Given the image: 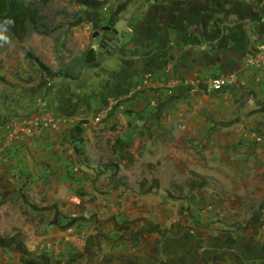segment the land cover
<instances>
[{
	"label": "crops",
	"instance_id": "0c3cea01",
	"mask_svg": "<svg viewBox=\"0 0 264 264\" xmlns=\"http://www.w3.org/2000/svg\"><path fill=\"white\" fill-rule=\"evenodd\" d=\"M91 1L87 21L110 40L94 48L99 66L77 81L41 76L20 105L14 102L28 107L15 118L28 115L29 127L1 148L12 127L0 126V178L30 204L78 195L105 205L89 215L60 209L44 235L25 226L5 237L1 229L0 264L38 257L41 264H264V185L249 192L243 210L228 203L230 194L244 193L243 180L257 184L252 172H264V0ZM144 73L156 87L142 82ZM212 78L231 83L212 91ZM173 79L190 85L167 93ZM101 107L109 109L101 126L120 134L118 153L143 157V192H117L126 187L110 184L103 157L92 159L65 136ZM42 110L51 116L43 118ZM209 177L216 179L212 192L227 191V202L221 194L206 199L201 190Z\"/></svg>",
	"mask_w": 264,
	"mask_h": 264
},
{
	"label": "rangeland",
	"instance_id": "374dc122",
	"mask_svg": "<svg viewBox=\"0 0 264 264\" xmlns=\"http://www.w3.org/2000/svg\"><path fill=\"white\" fill-rule=\"evenodd\" d=\"M26 1L36 10V14L34 16L33 25H31V23L29 24L27 31L23 34L22 40L11 36L0 25V33L9 37V42L7 43L0 41V126L12 127L13 124L22 123L29 117L25 115L15 118L19 112L24 113L26 111V109L24 111H19L18 105L20 104L18 101L21 98L24 99V97L29 96L28 89L30 86H39L43 82L41 79L46 78L45 74L39 72L35 64L26 58V51H30L38 56L41 61L53 71L74 66L72 69L73 72H76L80 70L79 65L75 64L76 59H78L86 49L89 47H96L98 49V45L103 46L107 44L106 42H109L107 39H104V42L102 38L104 32L99 26L93 28L87 21L89 14H85V11L87 10V5L91 4V0ZM122 18L121 14H119L116 23L119 29L125 26V21ZM95 32L97 35L96 40L94 39ZM84 71L85 70H83V73ZM14 102H17L18 105H14ZM222 102H218L220 106H222ZM5 105L10 108H4L7 107ZM21 106L23 107V105ZM197 106H200V104ZM37 108H35V111L39 110ZM7 109H9V111ZM220 109L222 108L220 107ZM223 110H225V108L222 109V111ZM14 111L15 113H13ZM49 115L51 116V113L47 110H42L40 112V116L42 117L47 116V118H49ZM4 118H6V120L1 121V119ZM106 118L107 117L104 119ZM86 121L87 124L84 125V128L87 129V132L84 137V142L79 145L80 148L86 151L94 160H97L100 154L105 160V163L117 165V170H115L113 179L117 181L118 184L124 183L125 185L121 186L126 187L124 190L121 189L118 191L117 189V192L123 193L125 190L134 193L143 192L145 189L137 185L143 178L144 169L146 168L143 160H141L143 157L137 159L126 154L125 156H121V154L118 153V148L114 147L113 144L115 137L120 135L118 130L115 129V127H112V129L102 127L100 124L102 120L95 122L94 117ZM219 121L221 122V120ZM261 125L262 123H260V126ZM236 143L239 144L238 142ZM194 145L201 151V144L199 145V142ZM96 150L98 152H96ZM239 158L241 162L247 161V159L251 158V153ZM214 162H216V159ZM251 162H253V160ZM148 166L150 168L152 164ZM153 171L154 169H149L148 174L152 175ZM109 176L110 175L107 174V179ZM251 178L256 179L257 184L252 187L249 183L251 180H243L242 189H244V193L242 195H238L237 192L230 194V197L234 198V202L228 201L229 204H233V206L237 205L238 209L243 210L242 206L246 203L245 199H249L247 196L249 192L253 188H256L257 191L260 190L259 185H264L260 166L257 171L251 173ZM208 180L209 185H207V188L201 190V192L206 195V199L217 200V195L221 194L224 199L223 202H227L226 196H229L227 191L220 190L219 188L215 193L212 192L215 190L213 187V180L216 179L209 177ZM5 181V177L0 178V230H4L3 235L5 237H8L7 233L23 231L25 226L28 232H31V235H44L48 233L46 229L48 224L46 223L50 221L51 216L57 211L59 212L60 209V213L63 215L71 216L73 213L76 214L82 210L86 211L89 215V213L97 210V207L105 205L102 204V200H97L96 197L84 201L79 198L78 195L75 196L79 200L78 203L74 202L72 199L66 201L54 200V202H51L52 200L50 199L46 200L44 205L30 204L28 200L24 198L21 189L12 188V184ZM14 189L15 191L11 192ZM171 189L173 190L174 188ZM175 192L178 193V190ZM121 193L117 194L118 198L122 195ZM197 194H199V192H197ZM225 194L227 195L225 196ZM259 195L261 196L263 193H259ZM120 205L121 203L119 201L117 206ZM229 206L231 209L232 205ZM44 207H48L50 210L52 209L51 213H44ZM21 235L23 236L22 233ZM3 254L6 257L7 254Z\"/></svg>",
	"mask_w": 264,
	"mask_h": 264
},
{
	"label": "trees",
	"instance_id": "16d2710c",
	"mask_svg": "<svg viewBox=\"0 0 264 264\" xmlns=\"http://www.w3.org/2000/svg\"><path fill=\"white\" fill-rule=\"evenodd\" d=\"M35 14L36 10L26 0H0V25L14 38H17L19 40L23 39V34L25 31H27V27L29 26V24L31 23V25H33ZM9 20L13 21V23H6ZM115 20L116 17L114 19V22ZM128 25L130 26V23ZM108 29H113L112 25ZM106 32L108 31L106 30ZM105 36L106 33H104V36L102 37L103 40L105 39ZM103 47L106 48L107 45H103ZM25 56L35 64L39 72L45 74V77L48 80L65 79L77 81L82 77L83 70L92 69L99 66L97 51L93 47H89L88 49H86L82 53V55L78 59H76L75 64H78L80 67V70L76 72H73L72 68L74 66H69L64 69L53 71L45 63H43L38 56L34 55L30 51H26ZM85 124H87V121L82 120L76 123L70 129L65 130V136L70 139L75 148H78V145L83 142ZM113 144L116 148L121 146V140L119 136L115 137ZM197 152L200 151L197 150ZM82 154L83 153H81V155ZM105 168H108V171L111 172L108 179L110 184H112L113 186H118V182L114 181L113 179L115 176V170H117V165L106 162ZM262 178L264 179V172L262 173ZM121 185L125 184L123 183Z\"/></svg>",
	"mask_w": 264,
	"mask_h": 264
},
{
	"label": "built area",
	"instance_id": "2783aa9c",
	"mask_svg": "<svg viewBox=\"0 0 264 264\" xmlns=\"http://www.w3.org/2000/svg\"><path fill=\"white\" fill-rule=\"evenodd\" d=\"M261 61L264 63V56L261 57ZM142 82L147 84L148 86H151V87H156V85L158 84V83L156 84V81L152 78V76L149 73H144L142 75ZM230 83H231V79L212 78V79H209V81L207 82V87L212 91H217V90H220V89L228 86ZM178 85H190V84L187 80L173 79V80H170L165 87H163V86H161V87H163L167 93H170L171 92L170 89H172ZM108 115H109V109L106 107H101L98 109L97 113L95 114L94 120H95V122H99L102 119H104L105 117H107ZM45 118H47V116ZM37 120H39V119H34V121H37ZM28 127L29 126H28L27 122L13 124V126L9 132V135L6 139L7 142L4 145L2 144L3 146L1 145L2 147L1 146L0 147L3 148L5 146L9 145L10 143L17 142L20 134L22 132H25L26 128H28ZM1 148H0V150H1ZM72 200L76 203L79 202L77 197H74ZM53 251H57V250L54 248Z\"/></svg>",
	"mask_w": 264,
	"mask_h": 264
},
{
	"label": "flooded vegetation",
	"instance_id": "af4514ba",
	"mask_svg": "<svg viewBox=\"0 0 264 264\" xmlns=\"http://www.w3.org/2000/svg\"><path fill=\"white\" fill-rule=\"evenodd\" d=\"M88 5H89V4H88ZM106 39L110 42L109 38H107V37L105 36V40H106ZM105 40H104V42H105ZM38 103H39L38 100H36V101H35V104H36L35 106H36V108L38 107V106H37ZM14 105H16V104H14ZM5 106H7V105H5ZM4 108H10V107L7 106V107H4ZM26 108H28V107H25L24 104H23V107L20 106V107H19V110H20V111H24ZM38 108H39V107H38ZM38 108H37V109H38ZM7 110L9 111V109H7ZM8 117H9V116H8ZM10 117H12V116H10ZM38 260H39V261H37V262H31V264H41V258H39Z\"/></svg>",
	"mask_w": 264,
	"mask_h": 264
},
{
	"label": "clouds",
	"instance_id": "9594fccd",
	"mask_svg": "<svg viewBox=\"0 0 264 264\" xmlns=\"http://www.w3.org/2000/svg\"><path fill=\"white\" fill-rule=\"evenodd\" d=\"M6 23L11 24L13 23V21L9 20ZM0 41L7 43L9 42V37L4 35L3 33H0Z\"/></svg>",
	"mask_w": 264,
	"mask_h": 264
},
{
	"label": "water",
	"instance_id": "95a60500",
	"mask_svg": "<svg viewBox=\"0 0 264 264\" xmlns=\"http://www.w3.org/2000/svg\"><path fill=\"white\" fill-rule=\"evenodd\" d=\"M107 29L109 28V27H106Z\"/></svg>",
	"mask_w": 264,
	"mask_h": 264
}]
</instances>
